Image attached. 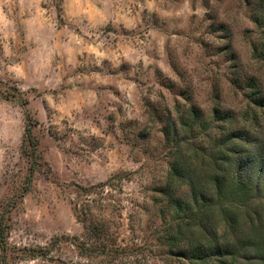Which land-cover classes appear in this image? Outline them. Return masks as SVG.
<instances>
[{"label":"rangeland","instance_id":"374dc122","mask_svg":"<svg viewBox=\"0 0 264 264\" xmlns=\"http://www.w3.org/2000/svg\"><path fill=\"white\" fill-rule=\"evenodd\" d=\"M236 169L264 175V0H0L6 264H264Z\"/></svg>","mask_w":264,"mask_h":264},{"label":"trees","instance_id":"16d2710c","mask_svg":"<svg viewBox=\"0 0 264 264\" xmlns=\"http://www.w3.org/2000/svg\"><path fill=\"white\" fill-rule=\"evenodd\" d=\"M25 134H27V137H24L22 142L23 145L26 143L29 146L28 148L30 149L26 151V154L33 159L36 157L35 142L31 139V131L29 129L26 130ZM233 154H239V152L236 151ZM239 172H241V170L236 169L231 175H228L226 179L223 180L218 178L215 180V196L218 197V203H220V205L236 202L235 204L242 206L243 204H248L247 198H249L250 193L254 192L256 194L255 197L259 199L260 196L263 195L264 175H262L261 172H255L250 177H242ZM254 181H259V184L252 186L251 183ZM6 228L7 226L5 225V222H3V219L0 217V264H6L7 256L12 252L6 243ZM72 244L80 251V253L85 252L84 247L81 246V244L79 245L76 240H74ZM101 251L103 252L104 249Z\"/></svg>","mask_w":264,"mask_h":264}]
</instances>
